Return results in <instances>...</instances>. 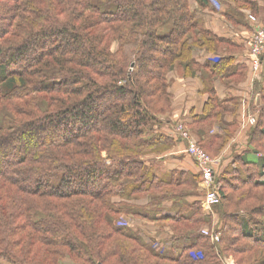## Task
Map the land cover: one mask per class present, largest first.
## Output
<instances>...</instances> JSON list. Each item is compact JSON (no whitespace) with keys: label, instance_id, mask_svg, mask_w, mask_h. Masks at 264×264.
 <instances>
[{"label":"trees","instance_id":"1","mask_svg":"<svg viewBox=\"0 0 264 264\" xmlns=\"http://www.w3.org/2000/svg\"><path fill=\"white\" fill-rule=\"evenodd\" d=\"M232 1L258 10L254 0ZM192 2L211 5L0 0V264H59L67 254L75 264H138L139 254L161 264L196 262L190 251L204 242L199 234L180 228L172 251L160 254L141 233L115 222L132 213L196 230L210 217L200 193H177L193 189L199 172L159 174L157 159L142 157L179 139L158 116L170 109L167 76L177 63L206 68L216 79L243 68L234 65V54H221L235 43L205 27ZM230 62L233 71L226 72ZM210 85L206 107L195 115L199 122L217 119L235 101L231 91L219 95L220 85ZM257 126L254 142L261 147L264 121ZM258 148L242 152L223 172L241 184L229 186L234 195L220 187L218 212L233 225L225 227L232 234L221 238L216 258L228 252L239 264H264ZM142 196L146 211L130 203Z\"/></svg>","mask_w":264,"mask_h":264},{"label":"rangeland","instance_id":"2","mask_svg":"<svg viewBox=\"0 0 264 264\" xmlns=\"http://www.w3.org/2000/svg\"><path fill=\"white\" fill-rule=\"evenodd\" d=\"M194 3L195 2H192V8L195 7ZM210 3L211 5L208 10H214V13H216V10H227V14H225L227 17L225 19L223 18V22H226L231 29H234L237 32L240 31L241 33H248L243 37L250 44L247 54L251 56V62L248 66L236 71L232 78L224 77L217 79L213 77L212 73L206 68L201 66L190 68L181 66L177 63L175 68L170 71L167 76L170 91L175 80L174 77H171L174 72L178 79L186 82L185 85L187 91L185 98L192 93H200V95L206 99L204 108L210 98L208 87L211 86L210 83L212 80L215 85L238 89L240 95L235 96V101L225 104V108L221 110V114L217 119L209 122H199L197 121L193 110L184 107L185 102L181 101L179 106L176 104L177 97L171 92L169 111L163 114H158V116L164 121L166 126H172V129H178L190 138L188 140L177 139L185 141L186 148L188 147V143H194L195 146L199 148L202 153L206 154L213 162L212 165L214 166L215 174L214 180L212 181L213 186L212 189H210L217 192L219 202L208 210L203 206V200L206 197L207 190H209L207 189V185L209 184L198 170L200 176L197 178L196 185L193 189L178 188L177 190V193H180L183 190L187 191L186 193L189 194L193 192L201 194L200 203L203 213L210 217L196 230L194 228H187L170 222L149 221L141 217H136L132 213L121 214L115 222L118 226L141 233L144 240L160 254H167L172 251V238L176 233L180 232V228H182V231H187L188 234H190L189 236L194 237L199 234L204 240L203 243L194 244L193 249L190 251L191 257L197 259L193 264H239L236 257L228 252L221 255V258H216V256H214L216 251H219L220 248L223 250L221 238L225 235L232 234V231L226 232L225 227L233 225L221 218V211L218 212V209H220L219 207L222 205V189H220V187L221 185L223 186V190L226 194L234 195L233 191L229 189V186L231 184H241V181H239L238 178H236L237 180L232 179V174H223V172L228 168V165L232 161L234 162V159H239V155L242 152L247 151L249 148V151H252L254 148L259 147V155L264 156V145L260 147L254 142V139L259 137V129L257 125L260 121H264V69L260 58L264 55V0L260 2L262 4V6H260L261 10L256 11H253L248 7L239 6L232 0H210ZM194 10L201 12L202 9L197 6V9L195 8ZM233 15L239 20V24H235L234 21L232 22L228 19L234 17ZM116 46V44L113 45L114 50L116 49ZM222 49L223 51L221 54L225 55L246 52L244 50H238L237 48L223 47ZM201 55L206 54L205 52H202ZM232 62H230V66L226 67V72L233 71ZM258 96H260V101L257 104L256 99ZM233 108H236V110L233 111ZM167 119L171 122H168ZM166 130L169 134L172 132L171 129ZM228 131L230 132V135L226 139H220V137L225 135V132L227 134ZM261 138L262 137H260V139ZM174 146L165 145L159 150L149 152L142 157L153 158L159 157V154L165 155L169 151H174ZM106 155L107 153L103 152V156ZM225 178L228 181L224 180ZM131 202L136 203V205H138L143 211H146L147 199L143 196L130 201V203ZM170 204L171 203H167L165 205L169 206ZM240 212L244 213L246 211L243 209L240 210ZM188 240L190 241V238H188ZM158 244L165 245L166 251L162 252L161 250H158ZM138 261V264H161L154 258H149L145 254H139ZM59 264H75V261L70 254H67L59 260Z\"/></svg>","mask_w":264,"mask_h":264},{"label":"crops","instance_id":"3","mask_svg":"<svg viewBox=\"0 0 264 264\" xmlns=\"http://www.w3.org/2000/svg\"><path fill=\"white\" fill-rule=\"evenodd\" d=\"M254 1L258 2L259 4L258 10H261L260 6H262V4L260 2L262 0H254ZM194 6L195 7L192 8L193 10L195 8L197 9L198 4L195 2ZM225 14H227V10H223V9L216 10V13H214V10H210V9L208 10V8H205L201 10L199 18L201 19L205 27L210 29L213 33H215L216 35L220 37H225V38L230 39L233 43H235L238 50L246 51L245 53L234 54V57H235L234 65L241 66V67L248 66L251 62V56L247 54V50L249 49L250 44L243 37L244 35H247L248 33H243V32L241 33L240 31L237 32L236 30L231 29L230 26L226 24V22L225 23L223 22V18L225 19L227 17V15ZM233 16L234 17H230L228 19L231 20L232 22L234 21L235 24H239V20L235 17V15ZM260 58H261L262 67L264 69V55ZM171 77L175 78L171 86V92L177 97L176 104L179 106L181 101L185 102L184 107L193 110L194 115L201 114L204 108L205 100H206L205 97L203 98L200 95V93H195V94L192 93L190 96L185 98V94L187 91V88L185 85L186 82L178 79V77L176 76V73L174 72ZM230 91L234 96L240 95L239 94L240 91L238 89L230 90V88L217 86V92L219 95L227 94ZM167 127L165 129H168V130L171 129V131L174 130L172 129L173 128L172 126H167ZM169 135H171V133ZM174 147H175L174 151H169L167 154H165L161 158L153 157L157 159L156 161L157 173L161 174L173 168L198 173L197 164L195 163L194 159L186 153V142L183 140H178L175 143ZM250 156L253 157L252 155Z\"/></svg>","mask_w":264,"mask_h":264},{"label":"built area","instance_id":"4","mask_svg":"<svg viewBox=\"0 0 264 264\" xmlns=\"http://www.w3.org/2000/svg\"><path fill=\"white\" fill-rule=\"evenodd\" d=\"M172 137H178L180 139L188 140L187 135H185L183 132L179 131L178 129H174L171 132ZM186 152L195 160L198 170L201 172L203 177H205L207 183V194L206 197L203 200V206L205 209H211L213 206L217 205L219 202V196L216 191L211 190L212 189V181L214 180V166L212 165V161L207 157L206 154L202 153L199 148L195 146L194 143H188V147L186 148ZM211 188V189H210ZM158 250H161L162 252L166 251L165 245H157Z\"/></svg>","mask_w":264,"mask_h":264},{"label":"water","instance_id":"5","mask_svg":"<svg viewBox=\"0 0 264 264\" xmlns=\"http://www.w3.org/2000/svg\"><path fill=\"white\" fill-rule=\"evenodd\" d=\"M259 101H260V96L257 97V103H259Z\"/></svg>","mask_w":264,"mask_h":264}]
</instances>
